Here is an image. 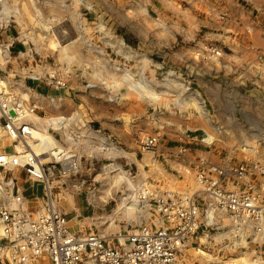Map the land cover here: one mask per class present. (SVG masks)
<instances>
[{"label":"rangeland","instance_id":"1","mask_svg":"<svg viewBox=\"0 0 264 264\" xmlns=\"http://www.w3.org/2000/svg\"><path fill=\"white\" fill-rule=\"evenodd\" d=\"M175 2L10 0L9 8L20 14L0 29V39L15 38L17 44L9 62V52L2 58L0 73L14 91L30 95L40 119H72L67 133L78 135L81 171L51 181L54 206L77 232L100 234L111 244L160 218L153 210L156 194L199 190L196 177L202 166L193 163L178 172L168 165L162 144L194 153L192 160L200 163H215L217 156L235 162L264 156V80L258 75L247 79L231 59H202L209 14L197 4ZM8 30L15 36L6 38ZM61 44L68 45L67 52H61ZM56 80L66 87L56 89ZM209 134L212 141L206 140ZM150 137L158 138V144L145 149ZM246 139L253 144L245 147ZM196 149L201 156H195ZM110 165L121 170L105 174ZM120 172L138 189L128 214L117 212L120 200L129 197L126 184L113 188L105 201L101 198L108 177ZM26 188L29 200H47L43 187ZM201 236H194L181 264L253 261L254 248L221 253L214 244L212 260L203 259L196 251Z\"/></svg>","mask_w":264,"mask_h":264},{"label":"built area","instance_id":"2","mask_svg":"<svg viewBox=\"0 0 264 264\" xmlns=\"http://www.w3.org/2000/svg\"><path fill=\"white\" fill-rule=\"evenodd\" d=\"M9 3L0 0V29L20 14ZM15 45V38L0 39V66L7 52L9 62ZM247 50L254 52L255 62L247 65L245 74L264 80V50L254 45ZM201 53L202 59L216 63L225 57L224 50L211 43ZM52 84L58 90L66 87L61 80ZM24 94L14 91L0 73V264H181L184 251L199 234L196 251L203 259L213 256L214 244L221 253L254 248V263L264 264V156L202 162L196 177L199 190L151 194L160 218L111 244L100 234L77 232L54 206L51 181L76 177L81 171L78 135L73 130L67 133L72 119L64 118L59 127L48 126L51 140L40 138L39 108ZM157 140L147 138L144 148L154 149ZM27 185L43 187L47 200H29Z\"/></svg>","mask_w":264,"mask_h":264},{"label":"crops","instance_id":"3","mask_svg":"<svg viewBox=\"0 0 264 264\" xmlns=\"http://www.w3.org/2000/svg\"><path fill=\"white\" fill-rule=\"evenodd\" d=\"M158 1L168 6L176 3V0ZM184 1L193 6L197 4L200 8L204 7V9H206V13L209 14V20L208 22L205 21L203 24V26L208 29L204 39L209 40V43L222 48L225 52L223 61L229 59L228 61L230 63L231 59L233 63L231 64L232 67L245 69L247 65L255 62L254 52L252 53L247 50L249 45H254L257 48L264 50V0ZM249 29L252 30L251 34L247 33ZM5 36L6 38L14 37L15 32L8 30L5 33ZM23 45L21 44L20 46ZM227 52L230 55H226ZM222 69L226 72L228 67ZM246 76L247 79L251 80V75ZM161 147L168 156L166 159L168 165L173 169H176L178 172L193 163L195 164V167L200 168V166H202V163L198 162L199 160L196 159V162L192 160V154L194 153L183 154L178 146L169 147L166 144H162ZM199 155L201 156L202 154L196 149L195 156ZM214 161H216L214 164L219 163L221 157L217 156Z\"/></svg>","mask_w":264,"mask_h":264},{"label":"bare ground","instance_id":"4","mask_svg":"<svg viewBox=\"0 0 264 264\" xmlns=\"http://www.w3.org/2000/svg\"><path fill=\"white\" fill-rule=\"evenodd\" d=\"M61 47H62V49H61V52H64V51H66L67 50V48H68V45H63V44H61ZM67 52V51H66ZM8 53V52H7ZM6 53V54H7ZM5 54V55H6ZM2 58H5V56H2ZM70 58V57H69ZM32 78H37V77H32ZM25 95V94H24ZM153 95V94H152ZM150 95V97L151 98H158L157 97V95ZM159 96V95H158ZM199 104V103H198ZM202 106H200V108H201ZM198 110H199V108H198ZM36 120L38 121V124H40V128L41 129H43V131L42 130H40V131H38L36 134L40 137V138H44V139H50L51 140V136L49 135V133H48V131H47V129H48V126H53V127H59L60 125L58 124V122L59 121H61V122H63L64 123V118H55V119H49V120H45V119H40V118H37L36 117ZM46 125H48V126H46ZM241 132H243L242 130H241ZM243 135H245V133L243 132ZM214 138V137H213ZM212 136H210V134H209V138L208 139H206L207 141H209V140H211L212 141ZM258 138V136L257 135H255L254 136V139L255 140H258L257 139ZM216 140V139H215ZM51 142V141H50ZM246 142H248L247 143V145L245 144L244 146L245 147H249L250 146V144H253V143H250V140L249 139H246ZM250 143V144H249ZM154 164H156V163H154ZM153 164V165H154ZM155 166V165H154ZM103 170H105L106 172H105V174L107 173V174H111V173H113V172H117V171H120L121 170V167L119 166V165H110V166H105V168L103 169ZM109 179H108V189L106 190V191H104V193H105V196H103V197H101L104 201L107 199V196L110 194V192L112 191V189L113 188H115V189H120L121 188V186L123 185V184H126L127 185V189H128V191L130 192L129 194H126V195H128L129 197H123L120 201H121V203H120V205H119V208H118V210H117V212H120V211H123V213H126L127 212V214H128V211H130V207L134 204V202H136L137 201V195H138V189L135 187V185L133 184V181L131 180V178L128 176V174L127 173H124V172H120V173H118V175H117V177L115 176V177H108ZM116 190V191H117ZM116 212V211H115ZM125 238H122L121 240H124ZM244 256H248L247 254H245ZM210 258H212L211 256L209 257V258H207V259H209V260H212V259H210ZM213 260H215V259H213ZM253 261H248L247 259H245V258H239V259H236V260H234V262L232 261V263L233 264H237L236 262H241L242 264H255L254 263V259H252ZM230 261H222V263L221 264H228Z\"/></svg>","mask_w":264,"mask_h":264}]
</instances>
